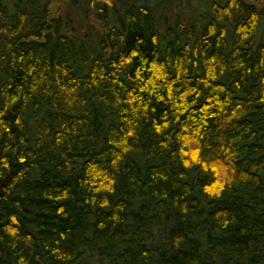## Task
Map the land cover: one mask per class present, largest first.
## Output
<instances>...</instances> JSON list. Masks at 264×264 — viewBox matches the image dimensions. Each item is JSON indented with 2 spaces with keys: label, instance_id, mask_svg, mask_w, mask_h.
<instances>
[{
  "label": "trees",
  "instance_id": "16d2710c",
  "mask_svg": "<svg viewBox=\"0 0 264 264\" xmlns=\"http://www.w3.org/2000/svg\"><path fill=\"white\" fill-rule=\"evenodd\" d=\"M0 264H264V0H0Z\"/></svg>",
  "mask_w": 264,
  "mask_h": 264
}]
</instances>
